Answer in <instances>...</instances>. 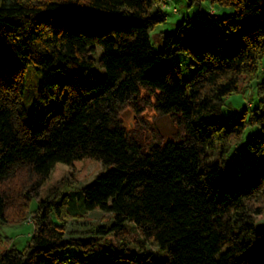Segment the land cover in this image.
Masks as SVG:
<instances>
[{"label": "trees", "instance_id": "1", "mask_svg": "<svg viewBox=\"0 0 264 264\" xmlns=\"http://www.w3.org/2000/svg\"><path fill=\"white\" fill-rule=\"evenodd\" d=\"M156 1L0 0V232L13 205L34 224L0 264H264V0H210L233 12L220 19L211 8L218 23L193 32L183 21L159 51L150 30L166 16L151 13ZM177 52L191 57L190 78ZM31 67L46 99L64 91L47 116L23 106ZM255 79L258 105L226 116L227 97ZM130 105L171 115L176 133L152 126L145 141L123 123ZM247 127L263 132L239 169L230 156ZM87 160L103 166L89 184L55 180L59 165ZM92 211L112 218L72 227L70 217Z\"/></svg>", "mask_w": 264, "mask_h": 264}, {"label": "rangeland", "instance_id": "2", "mask_svg": "<svg viewBox=\"0 0 264 264\" xmlns=\"http://www.w3.org/2000/svg\"><path fill=\"white\" fill-rule=\"evenodd\" d=\"M163 1L164 0H157L151 8V13L153 15L160 13L166 16L165 21L157 23L150 30L151 43L155 51H159L163 46L162 34L176 31L178 25L183 21L188 22L186 25V31L193 32L203 29L207 24L211 25L218 23V21L214 20L210 15L211 8H214L213 12L215 10L217 11V16L220 19L226 16V14L233 12V8H220L217 5H213L210 0H204L193 5H189L188 0H166V9L162 8ZM174 8H176V12L173 10ZM99 53L101 52L99 51ZM172 60L179 65L183 78L187 79L192 76L194 67L191 65V57L182 52H177ZM25 80L26 88L24 90L22 102L27 114L30 115L34 111H37L41 115L47 116L50 111H55L61 101L64 92L63 89L60 87L54 88V95L51 98L46 99L43 96L44 94L40 92L41 77L32 67L27 70ZM257 80L258 79H255L247 85L245 84L242 88L243 90L227 97L223 107V113L226 116L239 117L245 111L249 113L258 105L259 97L256 86ZM122 119L124 125L129 130H137L139 127L143 132L142 134L145 141H150L152 139V126H155L166 138L173 136L177 131V124L174 117L171 115H158L152 107H147L142 113H139L133 109L132 105L127 106L122 113ZM262 132V129L259 127H247L242 134L240 141L237 143L230 156L231 160L235 162V165L239 169L248 168V164L254 160L251 153L246 154V143L254 134H261ZM255 164L259 166L261 162L257 160ZM102 171L103 166L100 162L90 160L76 162L72 166L59 165L56 169L55 180L61 181L68 178L69 181L82 187L83 185L92 182ZM24 180V177L18 179L15 188L20 190ZM37 203L38 200L34 198L30 206L31 212L37 208ZM20 211L21 210L17 206L13 205L9 213V222L1 227L0 252L11 244L18 248H22L32 236L34 231L32 216L31 214H27L25 221L21 223L19 220L22 215L18 214ZM75 218L76 217H70L72 227L81 229L86 227L83 225L81 226L82 223H106L111 220L112 215L100 211H92L83 215V217L78 218V221H76ZM128 230L131 231L132 236L142 239L139 231L132 224L128 225ZM102 250L111 252V249L109 248H103ZM147 251L152 252L154 257L158 259L166 257V254L161 253L154 242L147 243ZM66 253L73 255L77 253V250L70 248ZM63 254H65V251H63Z\"/></svg>", "mask_w": 264, "mask_h": 264}, {"label": "built area", "instance_id": "3", "mask_svg": "<svg viewBox=\"0 0 264 264\" xmlns=\"http://www.w3.org/2000/svg\"><path fill=\"white\" fill-rule=\"evenodd\" d=\"M162 8H163V9H166V8H167V2H166V0L163 1V3H162ZM173 10L176 12V8H174ZM211 13H212V14L214 13L212 9H211Z\"/></svg>", "mask_w": 264, "mask_h": 264}]
</instances>
